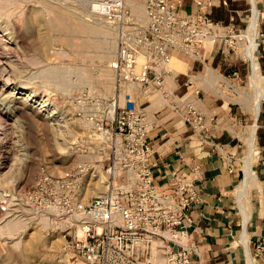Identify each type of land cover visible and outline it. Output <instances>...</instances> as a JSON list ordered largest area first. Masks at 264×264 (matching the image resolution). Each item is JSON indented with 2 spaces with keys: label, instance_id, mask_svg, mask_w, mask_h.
<instances>
[{
  "label": "rangeland",
  "instance_id": "rangeland-1",
  "mask_svg": "<svg viewBox=\"0 0 264 264\" xmlns=\"http://www.w3.org/2000/svg\"><path fill=\"white\" fill-rule=\"evenodd\" d=\"M130 2L133 5L134 0ZM85 3L86 0H0V118L1 127H5V136L0 131V264H85L62 250L69 216H60L51 208L39 209L38 203L31 205L26 197V190L41 171L57 176L72 174L74 201L80 204L100 191L96 189L97 180L105 190V139L85 116L107 109L109 113L114 90L109 61L115 41L105 19L87 10ZM132 7L143 15V8ZM9 11L7 18L3 14ZM94 24L104 28L103 33L91 31ZM247 43L233 41L228 53L225 46L228 72L214 67L232 86L244 91L251 90L250 65L243 56ZM262 55L260 46L261 63ZM36 58L40 63H35ZM230 59L240 62L238 76L232 75ZM175 64L174 61L172 66ZM214 81L221 84L220 93L226 100H236L237 94L231 88L211 78ZM196 86L199 88V84ZM211 94L223 100L220 94ZM233 100H228L235 103L233 112H239L251 124V111ZM261 101L257 121L260 133L264 131V91ZM93 133L99 137L94 138ZM6 223L14 225L12 234L4 229Z\"/></svg>",
  "mask_w": 264,
  "mask_h": 264
},
{
  "label": "built area",
  "instance_id": "built-area-1",
  "mask_svg": "<svg viewBox=\"0 0 264 264\" xmlns=\"http://www.w3.org/2000/svg\"><path fill=\"white\" fill-rule=\"evenodd\" d=\"M211 1L193 0L196 8L188 12L183 0H143V21H139L125 0H86V9L105 19L115 41L109 61L114 79L109 99L112 111L85 116L107 145V162L102 166L105 191L80 204L74 201L72 174L57 176L46 171L26 190L31 205L38 203L39 209L75 217L64 226L62 250L86 264H192L190 248L181 240L187 236L188 210L198 201L195 176L171 172L165 192L155 183L152 148L147 143L151 124L142 101L152 93L172 97V107L189 115L187 122L203 127L200 107L173 95L166 81L182 74H173L174 60L185 57L202 62L205 51L233 49L239 33L232 24L209 17L206 7ZM259 39L264 50L260 31ZM130 180L133 184L127 186Z\"/></svg>",
  "mask_w": 264,
  "mask_h": 264
},
{
  "label": "crops",
  "instance_id": "crops-1",
  "mask_svg": "<svg viewBox=\"0 0 264 264\" xmlns=\"http://www.w3.org/2000/svg\"><path fill=\"white\" fill-rule=\"evenodd\" d=\"M183 7L189 12L196 5L193 0H183ZM206 12L224 25L232 24L241 34L255 16L257 39L259 31L264 33V0H212ZM205 56L202 62L182 57L186 72L177 77L172 88L166 81V89L173 95L189 94L187 98L192 97L191 101L200 107L204 114L202 128L187 122L186 112L172 107V97L164 99L159 93H152L142 101L151 124L147 143L152 148L154 180L165 192L171 184V172L195 176L198 201L188 210L187 236L181 240L190 248L192 264H264V131L257 132L259 115L248 124L239 112H233L235 103L220 93L221 84L211 82V78L216 79L227 87L226 77L214 70L224 68L228 72L226 55L208 50ZM231 62L232 75L238 76L240 62ZM258 63L261 72L264 60L261 63L258 59ZM207 66L215 73L208 74ZM194 75L202 77L201 88L192 81ZM211 91L220 94L224 101L215 99ZM201 93L204 95L200 98ZM253 121L257 129L251 154L255 176L251 178L246 175L245 160L249 156V127Z\"/></svg>",
  "mask_w": 264,
  "mask_h": 264
},
{
  "label": "bare ground",
  "instance_id": "bare-ground-1",
  "mask_svg": "<svg viewBox=\"0 0 264 264\" xmlns=\"http://www.w3.org/2000/svg\"><path fill=\"white\" fill-rule=\"evenodd\" d=\"M131 1V0H130ZM128 0H125V4L127 6V8L131 11V13L139 20V21H143V15H140V14H137L134 10H133V7L134 6L135 8H143V3L142 1L143 0H134L133 2V5L129 4L128 2H130ZM254 2V1H253ZM7 3V2H6ZM131 3V2H130ZM255 8V7H254ZM5 10V9H4ZM8 11V10H7ZM10 11L7 12V13H4L3 15L5 17H9L10 15ZM254 13V12H253ZM256 13V11H255ZM143 14V13H142ZM98 15V14H97ZM109 26V25H108ZM105 27V26H104ZM103 29L102 27H99L97 26V24H94V26L92 25L90 30L97 33V32H102L103 33ZM106 29V28H105ZM9 31V30H8ZM105 31V30H104ZM106 31H108L106 29ZM105 31V32H106ZM104 32V33H105ZM5 33V32H4ZM107 33V32H106ZM9 34V33H8ZM1 36V35H0ZM239 37V39L241 40H245L247 43V47H245V50L243 52V56L245 58H248V60L250 61V75H249V85H250V91H244L243 89L239 88L238 86L236 85H231V82L225 78L226 82V85L227 87L231 88L235 94H237L236 96V100L234 99H228V100H233L235 102H239L243 107H247L250 111H251V114L253 115L254 117V120L256 119V117L259 115V112H260V109H261V105H262V101H261V98L263 96V91H264V75L261 74L260 72V67H259V63H258V59H257V56H258V41H257V28H256V18L255 16L251 17V20H250V23H249V27L247 28V30L245 31L244 34H241V35H237L236 37V40H238L237 38ZM4 42V41H3ZM4 45V44H3ZM107 58V56H104ZM175 61V65L172 66L171 64V68L173 70V74L175 75L176 73L178 72H186L187 70V65L184 63L186 61L184 60H174ZM173 61V62H174ZM184 61V62H182ZM35 63H40L39 60H37V58L35 59ZM207 73L208 74H213L215 73L213 71V69L211 68V66H207V69H206ZM50 76V75H49ZM204 76V74L202 75ZM205 77V76H204ZM203 77V78H204ZM222 77V76H221ZM202 77L200 75H194L192 77V80L193 82H195L196 84H199V88H201V84H204V82H202L203 80L201 79ZM220 78V77H219ZM224 78V77H223ZM190 79V77H189ZM202 80V81H201ZM168 81L170 82V87L172 88L174 86V81L169 78ZM199 81V82H198ZM209 84V83H208ZM217 83H213V85H216ZM131 88L130 90L132 91H136L135 90V87L130 85ZM209 86V85H208ZM207 86V87H208ZM216 88V86H215ZM217 89V88H216ZM34 90L30 91V93H27V97L30 96L32 94ZM189 94H186V95H182L183 96V99H190L192 100L193 98L192 97H188ZM181 97V96H180ZM26 99V98H25ZM111 104V103H110ZM45 105V100L42 101V106ZM112 109H111V106H110V110H109V113H111ZM108 113V114H109ZM5 116V115H4ZM54 116V115H53ZM2 118H0V131H1V134L5 136V131H4V128H2L1 126L2 125V121H1ZM7 119V118H6ZM5 119V120H6ZM3 119V121H5ZM86 123V122H85ZM15 124V123H14ZM12 126V125H11ZM256 129H257V125L255 124V122L253 121V124L251 125V127H249V156L248 160H245V170H246V175L248 177H251L252 176H255L254 175V171H253V158H252V152H253V143L255 141V133H256ZM11 131V130H10ZM15 131V130H14ZM7 134V133H6ZM94 134V138H98L99 136L97 135V133H93ZM8 137V136H7ZM103 137V135H102ZM100 138H101V135H100ZM3 141H5V138H3ZM7 141V140H6ZM6 141L4 143H6ZM92 141V140H91ZM4 145V144H3ZM105 147H107L106 143L104 142ZM119 172L116 171V174H118ZM99 177V176H98ZM103 175L100 174V179H103ZM96 189L100 190L99 192H97L96 194L97 195H101L104 193V189H102V185H101V181L100 180H97L96 182ZM133 184V180H130L127 182V186H131ZM104 187H106L104 185ZM77 218V217H76ZM75 221V217L74 216H69L68 217V222L72 223ZM14 225L12 223H6V226H5V230L6 232H10L12 229H13ZM12 234V231L10 232ZM165 236L167 238L170 237V234L169 233H165ZM82 261V260H81ZM83 262V261H82ZM85 263V262H84ZM86 264V263H85Z\"/></svg>",
  "mask_w": 264,
  "mask_h": 264
}]
</instances>
